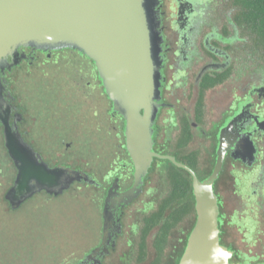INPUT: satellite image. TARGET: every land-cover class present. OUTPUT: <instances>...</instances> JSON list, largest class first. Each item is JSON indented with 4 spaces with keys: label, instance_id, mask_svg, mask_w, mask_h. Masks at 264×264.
Returning <instances> with one entry per match:
<instances>
[{
    "label": "flooded vegetation",
    "instance_id": "flooded-vegetation-1",
    "mask_svg": "<svg viewBox=\"0 0 264 264\" xmlns=\"http://www.w3.org/2000/svg\"><path fill=\"white\" fill-rule=\"evenodd\" d=\"M161 12L163 106L154 149L174 157L203 181L214 170L219 146L227 141L222 170L214 184L219 242L231 250V264L264 259V75L252 79L254 73L262 72L255 66L250 73L245 6L237 0H161ZM21 52L29 59L2 78L6 95L10 93L12 98L6 100L11 106V127L41 163L82 170L96 184L75 182L59 196L41 191L12 209L4 196L18 170L8 154L0 124V151L13 172L0 199L7 205L5 210L19 212L37 196L55 201L73 190L81 191L83 213L88 218L82 231L86 247L80 257L71 255L61 264H142L139 259H155L150 255L155 251L156 235L151 226L156 208L152 179L162 167L154 159L139 190L128 194L135 175L126 148L125 120L114 111L96 64L77 50L46 52L24 47ZM60 62L64 64L59 67ZM249 140L258 149L254 159ZM112 189L119 195L115 242L107 254L95 258L99 261L83 263L102 243L104 207ZM164 189L165 199L168 184ZM186 234H180L179 243ZM144 244L146 252L141 255ZM175 252L173 249L171 261Z\"/></svg>",
    "mask_w": 264,
    "mask_h": 264
},
{
    "label": "water",
    "instance_id": "water-1",
    "mask_svg": "<svg viewBox=\"0 0 264 264\" xmlns=\"http://www.w3.org/2000/svg\"><path fill=\"white\" fill-rule=\"evenodd\" d=\"M41 51L77 50L94 61L113 100V109L125 120L126 148L134 163L138 191L154 159L168 160L192 176L196 223L180 264H231V250L219 242V206L214 184L222 170L225 146L218 149L212 174L201 181L186 165L155 151L156 123L162 108L164 37L161 0H0V124L18 175L4 199L19 208L36 193L59 196L75 183L96 184L82 170L48 167L11 127L10 93L3 76L22 60V48ZM11 58V60H9ZM252 159L258 149L248 141ZM252 149V150H251ZM112 189L105 203L102 243L83 263L100 259L115 242L119 222ZM79 264H82L80 262Z\"/></svg>",
    "mask_w": 264,
    "mask_h": 264
},
{
    "label": "rangeland",
    "instance_id": "rangeland-1",
    "mask_svg": "<svg viewBox=\"0 0 264 264\" xmlns=\"http://www.w3.org/2000/svg\"><path fill=\"white\" fill-rule=\"evenodd\" d=\"M256 42V37L249 32L250 63L261 66L264 58ZM59 64L60 67L64 63ZM262 75L263 72L254 73L252 79H262ZM5 156L0 151L1 200L13 180V172L6 164L9 162ZM158 163L161 167L166 166L163 162ZM158 184V195L163 200L167 190L163 180L158 179ZM81 193L73 190L55 201L42 200V196H37L19 212L6 211L7 205L0 200V264H61L71 255L80 257L85 246L82 245V231L88 221L83 213L85 207Z\"/></svg>",
    "mask_w": 264,
    "mask_h": 264
},
{
    "label": "trees",
    "instance_id": "trees-1",
    "mask_svg": "<svg viewBox=\"0 0 264 264\" xmlns=\"http://www.w3.org/2000/svg\"><path fill=\"white\" fill-rule=\"evenodd\" d=\"M245 6L249 32L257 39V49L264 58V0H237ZM241 15V14H240ZM250 63V73L253 71ZM264 73V64L255 66ZM164 155L163 152H159ZM160 161L157 159V162ZM165 167L153 175V198L156 208L152 217L151 226L156 235L153 241L151 256L155 259H139L142 264H180L186 252L189 237L194 229L195 199L192 190V180L188 173L164 161ZM7 164V163H6ZM158 179L169 186V193L163 200L159 198ZM168 182V183H167ZM185 231L183 242L179 243L180 234ZM168 238V241H167ZM172 241V242H171ZM178 246H174L175 244ZM175 250V259L171 261L172 250ZM146 245H143L141 255H145ZM164 258V259H163ZM250 264H264V259H258Z\"/></svg>",
    "mask_w": 264,
    "mask_h": 264
}]
</instances>
